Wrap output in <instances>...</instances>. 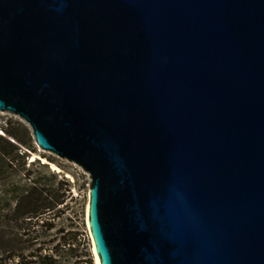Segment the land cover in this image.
<instances>
[{"label": "water", "instance_id": "95a60500", "mask_svg": "<svg viewBox=\"0 0 264 264\" xmlns=\"http://www.w3.org/2000/svg\"><path fill=\"white\" fill-rule=\"evenodd\" d=\"M0 112L88 174L96 264H264V0H0Z\"/></svg>", "mask_w": 264, "mask_h": 264}, {"label": "trees", "instance_id": "16d2710c", "mask_svg": "<svg viewBox=\"0 0 264 264\" xmlns=\"http://www.w3.org/2000/svg\"><path fill=\"white\" fill-rule=\"evenodd\" d=\"M35 149L26 123L0 124V264H92L80 224L65 217L69 180L40 159L29 161ZM75 201L79 218L85 203Z\"/></svg>", "mask_w": 264, "mask_h": 264}, {"label": "rangeland", "instance_id": "374dc122", "mask_svg": "<svg viewBox=\"0 0 264 264\" xmlns=\"http://www.w3.org/2000/svg\"><path fill=\"white\" fill-rule=\"evenodd\" d=\"M9 118H18V117L11 115L9 113L0 112V124H3V122ZM35 147H36L35 151L31 153L29 156V161L40 159L41 162H45L48 164V167L50 168V170L57 172L59 174H62L63 176L67 174L68 177L70 178V179L68 178V180L70 183V188L72 190H70L71 193L69 197H67V201L71 208L66 210L65 217H71L74 219L76 218L75 220H73V222L80 224L81 229L84 231L86 243L89 245V251L91 254V258H92V264H96V259L93 253V246H92L91 238H90L88 228L86 225V215L84 214L83 216L78 218L77 213H76V217L73 213L74 210L76 211V209H78L75 199H78L79 201L82 200L85 203V209H86L87 192H88L87 174H85L83 170L76 168L70 162L60 159L47 151L40 150L36 144H35ZM48 159H51V161ZM76 192L78 193V196L75 195ZM65 223L66 224L68 223L67 219L65 220Z\"/></svg>", "mask_w": 264, "mask_h": 264}, {"label": "built area", "instance_id": "2783aa9c", "mask_svg": "<svg viewBox=\"0 0 264 264\" xmlns=\"http://www.w3.org/2000/svg\"><path fill=\"white\" fill-rule=\"evenodd\" d=\"M70 163H71V162H70ZM71 164H73L76 168L82 170L79 166L75 165L74 163H71ZM83 172H84L85 174H87L85 171H83ZM87 176H88V174H87ZM65 177H66V178H69L67 174H65ZM69 179H70V178H69ZM87 182H88V184H89V176H88V180H87ZM71 190H72V189H71ZM75 195L78 196V193L76 192Z\"/></svg>", "mask_w": 264, "mask_h": 264}]
</instances>
